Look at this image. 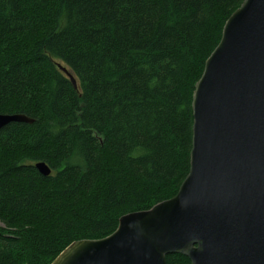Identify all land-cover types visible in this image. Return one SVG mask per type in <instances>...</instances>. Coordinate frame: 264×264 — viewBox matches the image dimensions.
<instances>
[{
	"label": "trees",
	"instance_id": "trees-1",
	"mask_svg": "<svg viewBox=\"0 0 264 264\" xmlns=\"http://www.w3.org/2000/svg\"><path fill=\"white\" fill-rule=\"evenodd\" d=\"M242 2L0 0V113L34 120L0 130V264H50L177 193L195 84Z\"/></svg>",
	"mask_w": 264,
	"mask_h": 264
},
{
	"label": "water",
	"instance_id": "water-1",
	"mask_svg": "<svg viewBox=\"0 0 264 264\" xmlns=\"http://www.w3.org/2000/svg\"><path fill=\"white\" fill-rule=\"evenodd\" d=\"M192 115L190 168L177 193L122 215L104 238L70 243L50 264H167L170 254L189 264H264V0H243L226 20ZM33 121L0 114V130ZM35 167L51 173L43 161Z\"/></svg>",
	"mask_w": 264,
	"mask_h": 264
},
{
	"label": "bare ground",
	"instance_id": "bare-ground-1",
	"mask_svg": "<svg viewBox=\"0 0 264 264\" xmlns=\"http://www.w3.org/2000/svg\"><path fill=\"white\" fill-rule=\"evenodd\" d=\"M0 114H2V113H0ZM38 162H39V161H38ZM36 163H37V162H36ZM36 163H35V164H36ZM35 164H34V166H35ZM35 168H36V167H35Z\"/></svg>",
	"mask_w": 264,
	"mask_h": 264
},
{
	"label": "rangeland",
	"instance_id": "rangeland-1",
	"mask_svg": "<svg viewBox=\"0 0 264 264\" xmlns=\"http://www.w3.org/2000/svg\"><path fill=\"white\" fill-rule=\"evenodd\" d=\"M0 225H1V223H0ZM2 226V225H1Z\"/></svg>",
	"mask_w": 264,
	"mask_h": 264
}]
</instances>
